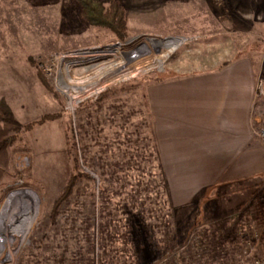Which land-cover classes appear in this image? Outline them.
Returning a JSON list of instances; mask_svg holds the SVG:
<instances>
[{
  "label": "rangeland",
  "instance_id": "obj_1",
  "mask_svg": "<svg viewBox=\"0 0 264 264\" xmlns=\"http://www.w3.org/2000/svg\"><path fill=\"white\" fill-rule=\"evenodd\" d=\"M117 1L125 40L90 25L78 0L3 1V18L16 12L17 23L2 33L17 32L12 47L40 88L27 79L35 99L13 103L22 117L0 106L14 118H0V264H264V178L250 196L174 207L144 101L149 81L243 57L261 77L264 0ZM253 231L263 238L247 248Z\"/></svg>",
  "mask_w": 264,
  "mask_h": 264
},
{
  "label": "crops",
  "instance_id": "obj_2",
  "mask_svg": "<svg viewBox=\"0 0 264 264\" xmlns=\"http://www.w3.org/2000/svg\"><path fill=\"white\" fill-rule=\"evenodd\" d=\"M3 1L0 106L22 117L13 103L18 102L16 99H35L26 89L27 79L37 87L40 84L34 67L25 63L24 56L20 58L24 62L20 61V52L12 47L17 32L6 27L10 32L2 33V24L17 23L15 11L12 14L10 10L11 15L3 18L2 8L7 7ZM16 4L8 6L15 10ZM7 40L10 46L3 47ZM261 73L251 59L243 57L216 68L146 83L145 111L174 207H185L199 198L210 199L209 207L224 204L231 193L243 196L248 184L264 178V142L258 135L264 124V109L256 108L255 99ZM14 87L17 91L23 88V92L17 93ZM1 133L0 125V140Z\"/></svg>",
  "mask_w": 264,
  "mask_h": 264
},
{
  "label": "trees",
  "instance_id": "obj_3",
  "mask_svg": "<svg viewBox=\"0 0 264 264\" xmlns=\"http://www.w3.org/2000/svg\"><path fill=\"white\" fill-rule=\"evenodd\" d=\"M81 6L82 17L93 26L103 27L112 30L120 40L127 38V17L123 6L119 4L117 0H111L110 4L106 7L102 1L97 0H78ZM43 83L45 79H43ZM0 118L7 121H14V118L5 113L0 108ZM57 118V115H45L39 121H35L25 126L27 130L32 129L35 124L42 123L46 120ZM6 142L0 143V151L5 147ZM75 184V177H72L69 181L65 192L57 200L54 209L53 216H56V212L60 207V204L66 200L72 193Z\"/></svg>",
  "mask_w": 264,
  "mask_h": 264
},
{
  "label": "built area",
  "instance_id": "obj_4",
  "mask_svg": "<svg viewBox=\"0 0 264 264\" xmlns=\"http://www.w3.org/2000/svg\"><path fill=\"white\" fill-rule=\"evenodd\" d=\"M256 108L257 109H264V74L258 79L257 83V91H256ZM260 139L264 142V124L258 132ZM263 236L261 232L257 234L256 231H253V234L249 237L244 239V243L246 244L247 248H253L257 243L261 242Z\"/></svg>",
  "mask_w": 264,
  "mask_h": 264
},
{
  "label": "bare ground",
  "instance_id": "obj_5",
  "mask_svg": "<svg viewBox=\"0 0 264 264\" xmlns=\"http://www.w3.org/2000/svg\"><path fill=\"white\" fill-rule=\"evenodd\" d=\"M168 40L171 41V40H173V39H168ZM174 40H175V39H174ZM174 40H173V41H174ZM159 42H160V44H158V45H164V44H166V40H165V41L160 40V41H158V43H159ZM171 43H172V42H171ZM172 44L174 45V47L172 48V50H174V49L177 47V43H176V42H173ZM151 45H152V46H155V45H157V44L154 45V43H153V44H151ZM143 47H145V44H143V45L140 47V49L142 50ZM129 54H130V56H131V59H132V58L135 59V58L138 57V52H133V53L130 52ZM68 93H69V92H68ZM73 99H74V98H73Z\"/></svg>",
  "mask_w": 264,
  "mask_h": 264
}]
</instances>
